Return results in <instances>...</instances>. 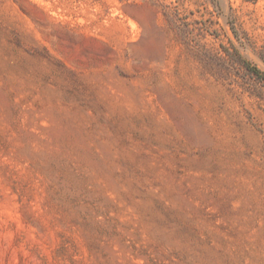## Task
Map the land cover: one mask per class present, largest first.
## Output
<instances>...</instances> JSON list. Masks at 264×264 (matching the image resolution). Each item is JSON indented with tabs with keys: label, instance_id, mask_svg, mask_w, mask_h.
<instances>
[{
	"label": "rangeland",
	"instance_id": "374dc122",
	"mask_svg": "<svg viewBox=\"0 0 264 264\" xmlns=\"http://www.w3.org/2000/svg\"><path fill=\"white\" fill-rule=\"evenodd\" d=\"M0 264H264V0H0Z\"/></svg>",
	"mask_w": 264,
	"mask_h": 264
}]
</instances>
